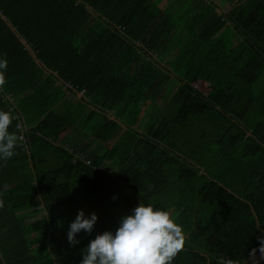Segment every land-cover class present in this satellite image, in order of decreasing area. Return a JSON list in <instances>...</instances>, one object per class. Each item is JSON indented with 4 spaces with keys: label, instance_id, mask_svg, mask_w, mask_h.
<instances>
[{
    "label": "trees",
    "instance_id": "16d2710c",
    "mask_svg": "<svg viewBox=\"0 0 264 264\" xmlns=\"http://www.w3.org/2000/svg\"><path fill=\"white\" fill-rule=\"evenodd\" d=\"M0 0V264H81L140 203L184 246L242 264L264 242V0ZM20 128L17 129L16 125ZM99 219L68 241L78 213Z\"/></svg>",
    "mask_w": 264,
    "mask_h": 264
},
{
    "label": "clouds",
    "instance_id": "9594fccd",
    "mask_svg": "<svg viewBox=\"0 0 264 264\" xmlns=\"http://www.w3.org/2000/svg\"><path fill=\"white\" fill-rule=\"evenodd\" d=\"M7 67V59L0 58V89L6 84L4 71ZM12 123V115L0 111V160L7 161L16 155L20 138L16 132L9 131ZM16 127L19 129L20 125ZM0 207H3L2 201ZM98 219L95 213L86 218L80 211L70 225L69 243L73 246L79 243L76 236L82 231L91 234ZM183 246L182 228L170 214L140 203L132 215L122 218L114 234L104 232L89 243L81 264H171Z\"/></svg>",
    "mask_w": 264,
    "mask_h": 264
},
{
    "label": "water",
    "instance_id": "95a60500",
    "mask_svg": "<svg viewBox=\"0 0 264 264\" xmlns=\"http://www.w3.org/2000/svg\"><path fill=\"white\" fill-rule=\"evenodd\" d=\"M242 264H264V242L261 244V250Z\"/></svg>",
    "mask_w": 264,
    "mask_h": 264
},
{
    "label": "rangeland",
    "instance_id": "374dc122",
    "mask_svg": "<svg viewBox=\"0 0 264 264\" xmlns=\"http://www.w3.org/2000/svg\"><path fill=\"white\" fill-rule=\"evenodd\" d=\"M218 4H219V5H222V7H223L224 9H228V8H229V4L226 3L225 0H220Z\"/></svg>",
    "mask_w": 264,
    "mask_h": 264
},
{
    "label": "crops",
    "instance_id": "0c3cea01",
    "mask_svg": "<svg viewBox=\"0 0 264 264\" xmlns=\"http://www.w3.org/2000/svg\"><path fill=\"white\" fill-rule=\"evenodd\" d=\"M215 2L219 3L220 0H214Z\"/></svg>",
    "mask_w": 264,
    "mask_h": 264
}]
</instances>
